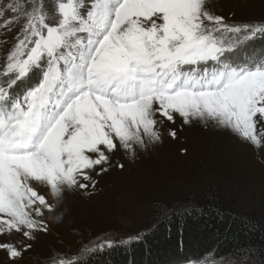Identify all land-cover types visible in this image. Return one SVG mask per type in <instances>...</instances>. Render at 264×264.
Returning a JSON list of instances; mask_svg holds the SVG:
<instances>
[{
	"label": "snow or ice",
	"instance_id": "1",
	"mask_svg": "<svg viewBox=\"0 0 264 264\" xmlns=\"http://www.w3.org/2000/svg\"><path fill=\"white\" fill-rule=\"evenodd\" d=\"M0 29L15 31L0 66L8 264L49 233L66 193L95 189L97 177L123 169L114 161L121 150L134 157L162 142L160 128L177 115L264 144V55L237 59L241 45L264 36V20L230 22L206 0H53L51 10L45 0H0ZM168 135L177 139L175 129ZM111 247L109 238L82 252ZM45 264L84 261L54 249Z\"/></svg>",
	"mask_w": 264,
	"mask_h": 264
},
{
	"label": "rangeland",
	"instance_id": "2",
	"mask_svg": "<svg viewBox=\"0 0 264 264\" xmlns=\"http://www.w3.org/2000/svg\"><path fill=\"white\" fill-rule=\"evenodd\" d=\"M45 2L51 10L53 0ZM206 3L211 11L230 22L264 20V0H206ZM14 36L15 31L5 34L0 29V66ZM248 43L241 45L239 61L264 55V40ZM259 43L261 50L257 49ZM173 129L177 131L176 140L168 135ZM160 132L162 142L138 149L134 157L121 150L114 161L125 167H112L97 177L95 189L66 193L61 212L49 216V233L40 234L34 248L18 264H45L54 249L83 259L91 254L82 252L85 247L94 248L109 238L113 247L129 248L133 241L143 240L154 229L164 212L185 209L193 203L205 204L214 190L227 208L264 219V144H251L212 122L184 124L179 115L175 124H165ZM181 148H187V153L181 154ZM39 190L47 192L44 187ZM202 261L253 264L244 258L212 255L187 264ZM0 264H8L2 252Z\"/></svg>",
	"mask_w": 264,
	"mask_h": 264
},
{
	"label": "trees",
	"instance_id": "3",
	"mask_svg": "<svg viewBox=\"0 0 264 264\" xmlns=\"http://www.w3.org/2000/svg\"><path fill=\"white\" fill-rule=\"evenodd\" d=\"M259 40L263 36L247 45ZM222 202L214 190L205 204L193 203L186 212L175 209L182 215L167 211L165 219L164 212L154 229L129 248L116 246L81 260L84 264H181L212 255L264 264V219L227 208Z\"/></svg>",
	"mask_w": 264,
	"mask_h": 264
}]
</instances>
